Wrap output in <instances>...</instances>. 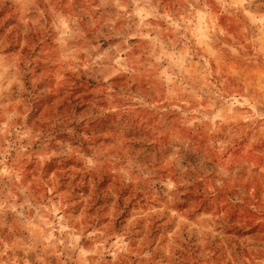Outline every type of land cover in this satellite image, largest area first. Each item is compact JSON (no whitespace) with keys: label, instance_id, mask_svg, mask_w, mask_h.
Returning <instances> with one entry per match:
<instances>
[{"label":"clouds","instance_id":"9594fccd","mask_svg":"<svg viewBox=\"0 0 264 264\" xmlns=\"http://www.w3.org/2000/svg\"><path fill=\"white\" fill-rule=\"evenodd\" d=\"M0 264H264V0H0Z\"/></svg>","mask_w":264,"mask_h":264}]
</instances>
